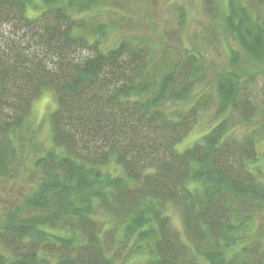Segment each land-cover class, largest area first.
Wrapping results in <instances>:
<instances>
[{
    "label": "trees",
    "instance_id": "obj_1",
    "mask_svg": "<svg viewBox=\"0 0 264 264\" xmlns=\"http://www.w3.org/2000/svg\"><path fill=\"white\" fill-rule=\"evenodd\" d=\"M37 1L39 12L28 15ZM98 1L0 0L3 182L13 177L14 137L33 102L44 91L55 100L51 147L32 164L40 179L24 200L28 213L0 226V264H112L110 252L125 242L139 264H264V234L243 243L249 220L264 213V129L236 136L223 120L177 151L207 107L190 99L203 78L198 57L143 80L146 45L122 39L104 48L105 27L90 34L91 22L70 10L86 4L91 12ZM205 2L240 49L229 50L230 70L217 80L216 116L249 122L256 106L243 76L264 62V0ZM169 103L189 105L167 113Z\"/></svg>",
    "mask_w": 264,
    "mask_h": 264
},
{
    "label": "rangeland",
    "instance_id": "obj_2",
    "mask_svg": "<svg viewBox=\"0 0 264 264\" xmlns=\"http://www.w3.org/2000/svg\"><path fill=\"white\" fill-rule=\"evenodd\" d=\"M226 2L227 0H223L222 7ZM97 3L99 4L91 12L83 10L86 4H75L70 10L75 17H86L91 22L89 26L92 28L89 27L87 30L90 34L105 27L106 35L101 40L104 48H111L122 39L146 45L150 49V61L148 74L143 80L151 79L149 76L154 78L152 75L154 73L167 72L172 64L189 54L198 57V71L203 73V78L201 83L192 88L190 99L196 100L201 97L207 101V107L199 115L193 130L176 145L177 151L185 150L217 124L223 123V120L229 134L236 136L251 132L263 134L264 62L259 66H252L243 76V80L249 81L247 91L253 105L256 106L253 118L245 122L232 112H226L221 117L216 116L217 80L226 75L225 70H230L229 50L240 51L231 35L227 32L223 34L220 11L213 16L206 8L208 3H202V0H99ZM36 6H39L38 1L28 8V15L35 16L39 12ZM188 105L189 103H169L164 105L163 109L167 113H172ZM54 108L55 100L52 93L44 91L33 102L30 117L14 137L17 155L13 177L4 182L0 180V226L6 222L7 216L14 215L17 211L20 212L19 216L28 213L24 208V200L36 191L40 179L38 169L32 167V164L36 157L51 147L50 114ZM30 130L34 132H29ZM38 150L40 151L37 152ZM258 152L260 156L264 154V141L258 146ZM111 167L109 171L118 174L117 168ZM260 182L264 186L263 167ZM174 216L175 224L179 225L181 222L179 215L175 213ZM248 224L252 230L243 240L244 244H250L264 234V213L253 216ZM125 243L116 246L110 252L112 264H139L137 257H127L132 251ZM200 264L204 262L200 260Z\"/></svg>",
    "mask_w": 264,
    "mask_h": 264
}]
</instances>
